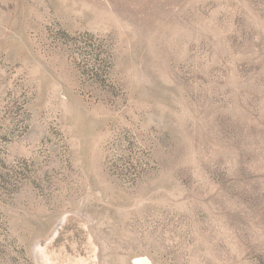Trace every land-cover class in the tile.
<instances>
[{"label": "rangeland", "instance_id": "374dc122", "mask_svg": "<svg viewBox=\"0 0 264 264\" xmlns=\"http://www.w3.org/2000/svg\"><path fill=\"white\" fill-rule=\"evenodd\" d=\"M0 264H264V0H0Z\"/></svg>", "mask_w": 264, "mask_h": 264}]
</instances>
